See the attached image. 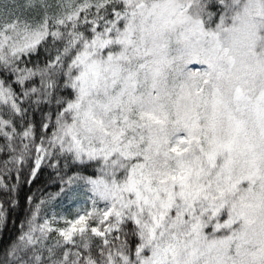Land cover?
<instances>
[{"label":"snow or ice","instance_id":"obj_1","mask_svg":"<svg viewBox=\"0 0 264 264\" xmlns=\"http://www.w3.org/2000/svg\"><path fill=\"white\" fill-rule=\"evenodd\" d=\"M0 264H264V0H0Z\"/></svg>","mask_w":264,"mask_h":264},{"label":"trees","instance_id":"obj_2","mask_svg":"<svg viewBox=\"0 0 264 264\" xmlns=\"http://www.w3.org/2000/svg\"><path fill=\"white\" fill-rule=\"evenodd\" d=\"M51 190V189H50Z\"/></svg>","mask_w":264,"mask_h":264}]
</instances>
